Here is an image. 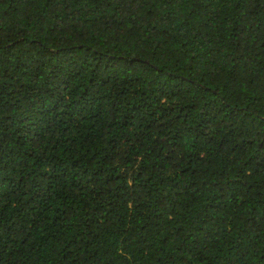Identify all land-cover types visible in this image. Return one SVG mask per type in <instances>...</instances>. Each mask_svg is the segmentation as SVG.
Segmentation results:
<instances>
[{"label":"trees","instance_id":"16d2710c","mask_svg":"<svg viewBox=\"0 0 264 264\" xmlns=\"http://www.w3.org/2000/svg\"><path fill=\"white\" fill-rule=\"evenodd\" d=\"M0 264H264V0H0Z\"/></svg>","mask_w":264,"mask_h":264}]
</instances>
